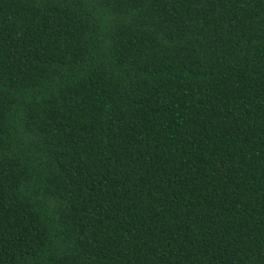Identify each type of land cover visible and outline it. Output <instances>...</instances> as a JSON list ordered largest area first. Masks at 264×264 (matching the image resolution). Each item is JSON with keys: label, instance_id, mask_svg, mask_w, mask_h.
Masks as SVG:
<instances>
[{"label": "trees", "instance_id": "trees-1", "mask_svg": "<svg viewBox=\"0 0 264 264\" xmlns=\"http://www.w3.org/2000/svg\"><path fill=\"white\" fill-rule=\"evenodd\" d=\"M0 264H264V0H0Z\"/></svg>", "mask_w": 264, "mask_h": 264}]
</instances>
